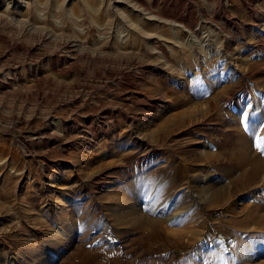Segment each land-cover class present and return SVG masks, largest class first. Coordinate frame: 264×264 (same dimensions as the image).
I'll return each instance as SVG.
<instances>
[{"label": "rangeland", "instance_id": "rangeland-1", "mask_svg": "<svg viewBox=\"0 0 264 264\" xmlns=\"http://www.w3.org/2000/svg\"><path fill=\"white\" fill-rule=\"evenodd\" d=\"M114 1L0 0V264H68L78 247L73 264H86L85 251L108 244L126 257L116 264L264 263V222L245 221L264 215V173L238 189L236 162L199 160L232 142L234 117L242 133L253 127L264 99V0ZM225 87L242 94L228 117L209 102L215 93L236 98ZM144 160L194 165L190 184L160 207L151 194L144 200L164 218L180 213L173 228L198 231L193 244L155 236L145 254L128 252L139 207L133 190L119 193L131 179L121 176ZM119 164L110 185L93 180ZM82 216L93 239L63 228ZM111 216L127 238L113 234ZM48 233L57 235L44 245L58 254L43 248L39 257L36 239Z\"/></svg>", "mask_w": 264, "mask_h": 264}, {"label": "bare ground", "instance_id": "bare-ground-1", "mask_svg": "<svg viewBox=\"0 0 264 264\" xmlns=\"http://www.w3.org/2000/svg\"><path fill=\"white\" fill-rule=\"evenodd\" d=\"M118 1L119 0H116L114 2L117 3ZM154 19H157V21H159V22H161V21L163 23L166 22L160 18L154 17ZM170 26L171 27H179V28L185 29V31L188 32L189 34L191 33L185 27H183L182 25H179L177 23H170ZM188 29H189V27H188ZM159 52H161V51H159ZM223 52H224V50H223ZM163 53H165V51ZM160 55H161V53H160ZM163 55H165V54H163ZM260 55H262V54H260ZM164 60H165V58H164ZM257 68H258V66H256V68L254 70H257ZM225 91H226V95L228 93H230L231 96L238 94L237 89H232L229 87H225ZM222 94H223V92H222ZM194 96H197V94H195ZM219 96L220 95L215 93L214 95H212L209 98V102L211 104V107H218V108L222 107V109L224 111H226L225 117H228L230 115V112H229L230 109H237V107L239 106V101L242 97V94L236 95V98H234V99L230 98L231 100L229 99V97L225 99L223 95H222L223 97H220V99H218ZM188 98H190V97H188ZM178 100H180V99H178ZM253 113L255 116L254 117L255 122L253 123V127L251 128V130L248 133L246 132L247 134L241 132V130H240L241 124L239 122L238 116L234 117L233 119L231 118L232 120H230L228 122V124H229V126H234V128L232 127L233 130L228 131V134H229V139L232 142H230V144L227 147H224V145L221 146L220 144H216L215 145L216 148L214 151H206L204 154L201 153L199 155V160H202V159L203 160H213V159H215L218 162L222 160V162L227 161L230 164H234L236 162L235 167L237 168V170L239 169L240 171H242L241 175H239L236 179H234V185L237 186L238 189H240L242 187L245 188V187H248L250 185H255L258 182V180L260 179V175L262 173H264V145H257L256 144V142L259 143L258 141H260L261 139L264 142V99L261 100L256 105ZM182 114L184 115L185 113H182ZM186 116H187V114H186ZM156 132L161 133V137L159 140L160 143L164 142V140H166V137L169 134L168 128L165 125H163L160 128L158 127ZM252 132L255 134V136L258 135V137H257L259 139L258 141L254 140V138H256V137L254 135L253 136L251 135ZM230 135H232V137H230ZM263 142H261V143H263ZM200 143L201 142H198V144H200ZM129 156H131V155H129ZM144 161L140 162L139 165H136L137 163L136 164L134 163L133 166L131 167V169L128 171L125 170L124 176H123V174L121 176V178H123V177H126L128 179L131 178L130 179L131 181L129 180V182H127L126 186H124V188L121 191H119V193L123 194V193H126V191H128V190H131V191L133 190L134 194H133L131 200H133L136 203L135 204V205H137L136 208L139 207V214H138L139 219L136 222L139 225V226H137L138 233L136 234L134 239L131 241V244H130L131 246L129 247L128 252L130 251L133 254H139V255L145 254L147 251H149V248L146 246V243H145L146 240L148 238H153L155 236H159V237L169 239V240L172 239V241H175V243H176V241L179 242V241L183 240L184 237H186L187 244H189V245H190V243L193 244L196 241V238L198 236V231L191 230V229L187 231L186 229L188 227L184 231H183L184 228L181 231H178L177 229L173 228L174 227V220H175L174 218L176 215H179L180 213H178V214L176 213L175 215H172L168 218H164V216L162 214H160V212L150 211L148 209V205H146L147 203L144 200H145V197L147 195L151 194V195H153V197L151 198V201H150L151 204L160 207L161 199L163 197H166V195L169 192L173 191L174 189H176L180 185H183V184L185 185L186 182H188V184H190L189 180H190V178H192V177H190V173H191L192 169H194V165H191L189 162H186V163L184 162L183 164H180V163H176V162L172 161L167 165L161 166V164H156L155 166L148 167V165L146 163L147 161L146 160H144ZM118 163H120V162H118ZM118 163L115 161L114 162L112 161L109 163L107 162V164L106 163L105 164L107 167H109L112 165H116ZM121 169H123V167H121L120 164L118 166H113L112 172H106L105 171L104 173L96 176V178H94L93 180L94 181L101 180L104 182V184L110 185L111 184L110 179L115 174H117L118 171H121ZM198 170H203V169L201 167H199ZM97 177H99V178H97ZM123 197H124L123 202L121 201V203L128 204L127 199L125 198L124 195H123ZM128 199L130 201L129 197H128ZM135 205L133 204V208H135ZM159 207H157V208H159ZM182 211L183 212H181V214L186 212L187 210L182 208ZM254 212H253V214L256 216L252 217L253 216L252 213L251 214L248 213L245 217V221H247V220H249V221L250 220H253V221L258 220L260 222H264V215L260 216V214L257 215V213H254ZM111 217H113L111 220L113 234L117 235L118 237L123 238V239L127 238L129 235L126 236L125 229L123 230L122 228L120 229L117 227L119 225L118 223L121 222V218H116V216H111ZM80 220L81 221H77V222L74 221V222L66 223V224L64 223L63 228H65L67 231H70V233H71V231H74V232L77 231L78 233H81L80 230L82 229L81 234L83 235V237L86 240L93 239L92 235L94 233H91V232L89 233V231H88L89 228L83 225L82 221H84V217L82 216V218H80ZM176 222H179V220ZM40 224L42 225V223H40ZM38 226L39 225L36 226V229L39 230ZM189 226H190V224H189ZM96 227L97 228L101 227L99 222H96ZM56 235H57V233H52V234L50 233L49 235L45 236V239L42 236L40 237V239H36L38 247L36 246L34 253L40 257L43 255V253L41 252V249L46 248L45 253H47V255H49V257H51V256L55 257L58 254V252L54 251V249H53L54 246L52 248V246H50V245H47V244L44 245V242L46 243V237H49L48 242L53 241L54 238L56 237ZM84 238H83V240H84ZM97 238L101 239L100 236H98ZM39 240H40V242H38ZM158 244H160V243H158ZM49 247H51V248H49ZM114 247L115 246L112 245V250ZM237 249H234L233 251L230 252V255L234 258L235 262H238L242 257L241 253H238L236 251ZM82 251H83V249H79V247H78V249H76L75 252H73L72 254H70L68 256V262L67 263L73 264L74 260H76L75 258L78 257V255ZM85 252L86 253L84 255L86 256V264H112L114 262V260L118 261L120 258H122V260L126 258L125 256L121 257V254L119 256H117V255L112 256L109 244H108V246L97 247V250H92V249L90 250L89 249V251H85ZM83 253H84V251H83ZM126 256H127V254H126ZM127 257L130 258V255ZM223 258L224 257H222L221 254L218 255L217 262H221L223 260ZM150 259H153V258H150ZM137 260L139 261L138 263L141 262V264H142V262L145 261L144 258H143L144 261H142L141 259L140 260L137 259ZM135 261H136V259H135ZM115 262H114V264H116ZM143 264H147V262H145ZM262 264H264V263H262Z\"/></svg>", "mask_w": 264, "mask_h": 264}]
</instances>
